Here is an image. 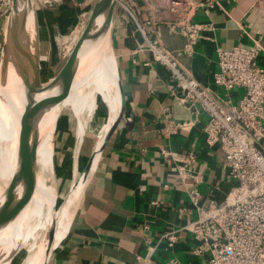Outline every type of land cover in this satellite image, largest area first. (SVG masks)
<instances>
[{
  "label": "crops",
  "instance_id": "crops-1",
  "mask_svg": "<svg viewBox=\"0 0 264 264\" xmlns=\"http://www.w3.org/2000/svg\"><path fill=\"white\" fill-rule=\"evenodd\" d=\"M121 1L142 24L150 23L151 40L170 52L181 51L187 42L179 31L170 30L172 25H203L193 55L182 56L181 65L202 87L234 104L245 90L225 91L214 85L219 49L259 44L257 62L264 68V0H218L212 6L211 0ZM90 7L92 12L94 5ZM122 9L118 3L112 40L123 117L106 135L97 163L86 175L67 234L45 264H144L137 258L147 256L150 249L158 264L172 259L180 264H208L207 254H195L198 242L186 227L198 218L200 208L223 203L236 182L223 150L207 141L209 113L200 105L183 103L168 70L155 62L149 50L139 49L143 38ZM186 123L191 124L188 129L180 127ZM96 144L97 135L85 141L81 162L86 168ZM191 153L196 156L191 170L201 178L199 206L189 196L193 179L180 175V168L187 167L182 156ZM170 233L177 236L171 247L164 238Z\"/></svg>",
  "mask_w": 264,
  "mask_h": 264
},
{
  "label": "built area",
  "instance_id": "built-area-1",
  "mask_svg": "<svg viewBox=\"0 0 264 264\" xmlns=\"http://www.w3.org/2000/svg\"><path fill=\"white\" fill-rule=\"evenodd\" d=\"M33 1L39 8H48L79 0ZM118 3L131 15L143 38L139 49L149 50L155 62L168 70L183 96V103L200 105L209 113L210 119L205 127L207 141L211 145L218 144L223 150L230 177L236 182L223 203L211 202L208 207L200 208L198 218L187 225L186 229L198 242L195 254H207L208 264H264V68L257 62L261 46L218 51L219 70L214 74V85L225 91L245 90L242 99L234 104L232 100L202 87L181 65L182 56L193 55L203 25H172L170 30L179 31L187 42L181 51L170 52L158 40H151L147 29L150 23L142 24L128 6L121 0ZM217 3L218 0L209 2L211 6ZM13 5L14 0H0V58L4 48V26ZM190 125L186 123L180 127L188 129ZM182 158L187 167L180 168V175L193 179L188 186L189 196L192 203L199 206L201 178L190 167L196 156L191 153ZM164 238L168 239L170 247L177 241L175 233L165 234ZM153 252L154 249H150L147 256L138 257V261L158 264L152 260ZM165 264L180 263L172 259Z\"/></svg>",
  "mask_w": 264,
  "mask_h": 264
},
{
  "label": "bare ground",
  "instance_id": "bare-ground-1",
  "mask_svg": "<svg viewBox=\"0 0 264 264\" xmlns=\"http://www.w3.org/2000/svg\"><path fill=\"white\" fill-rule=\"evenodd\" d=\"M25 8L28 13H31L30 0H26ZM17 84V75L13 68L7 69L4 80L0 69V175L5 181V187L6 183H9L16 165L20 121L25 106ZM97 95L100 96V99ZM99 100L108 105L110 113L106 123L97 134L96 151L89 172L95 167L105 137L123 108V93L110 36L86 46L73 65L71 76L59 105L48 119L45 131L41 132L37 184L34 193L21 215L0 231V264H7L10 256L20 246L19 260H22V264H42L43 255L41 254L49 242V235L54 229V222L59 213L56 209L58 194L54 179L52 180L55 151L53 132L57 118L66 105L64 103L72 102V110L79 121L77 151L75 152L78 155L87 132L81 116L84 113L92 116L96 112ZM76 163L79 164L77 161ZM86 179V176H81L72 185L67 196L66 207L63 208L65 212L62 213L63 216L59 219L60 223L58 222L59 228L54 234V248L67 234ZM38 237L41 241L37 244L34 240Z\"/></svg>",
  "mask_w": 264,
  "mask_h": 264
},
{
  "label": "water",
  "instance_id": "water-1",
  "mask_svg": "<svg viewBox=\"0 0 264 264\" xmlns=\"http://www.w3.org/2000/svg\"><path fill=\"white\" fill-rule=\"evenodd\" d=\"M118 2L119 0H96L87 24L69 50L62 68L48 84L43 85L36 6L34 1L30 0V12H32L30 18L25 8L26 0H14L13 9L6 23L0 69L4 80L7 69L13 68L17 75V87L25 106L20 121L14 172L9 183L0 193V231L21 215L32 197L37 184L41 132L45 131L48 119L59 105L73 65L82 50L86 46L102 41L107 36L112 39L115 9ZM124 107L107 136L117 128L122 120ZM90 166L91 163L83 176L88 174ZM54 230L52 229L49 235L42 264L47 262L53 250ZM20 249L21 246L10 256L7 264L14 262Z\"/></svg>",
  "mask_w": 264,
  "mask_h": 264
},
{
  "label": "rangeland",
  "instance_id": "rangeland-1",
  "mask_svg": "<svg viewBox=\"0 0 264 264\" xmlns=\"http://www.w3.org/2000/svg\"><path fill=\"white\" fill-rule=\"evenodd\" d=\"M84 1L85 0H79L77 2H64L48 8H39L36 6L40 38L41 80L43 85L48 84L58 74L64 64L69 50L80 36L88 22L92 8L90 7L89 10V6H93L95 0H87L88 2L86 4ZM79 3H82V5H79ZM122 11L128 16V18L132 19L131 15L125 8H123ZM31 13H28L30 14V18L32 17ZM31 22L32 21L30 20V23ZM5 32L6 25L4 26V37ZM111 42L114 51L112 39ZM1 60L2 55L0 63ZM97 96L98 99H100V96ZM64 104L66 105L60 112L56 121L54 130L55 133L53 132L55 151L52 180L54 179L53 182L58 194L56 199V209L59 212L58 217L54 222L55 233L60 225L59 219L65 212L64 209L66 207L67 196L72 189V185L78 181L81 176H83L86 170V165L81 162L85 141L88 140L90 136L93 138L96 137L98 132L101 130V127H103L106 123L107 117L110 113L108 105L99 100L96 112L92 116H89L86 113L81 116L82 121L85 123L87 132L77 155L75 152L77 151V131L79 125L78 117L72 110V102L68 101ZM74 160L79 162V164H77ZM4 184L5 181L0 175V193L5 187ZM7 184L8 183H6V185ZM54 185L52 183V186ZM40 241V237L34 240L37 244L40 243ZM46 247L44 249L45 251L43 250V254H41L43 255V258L46 254ZM20 253L16 256L14 264H22V260H19Z\"/></svg>",
  "mask_w": 264,
  "mask_h": 264
}]
</instances>
